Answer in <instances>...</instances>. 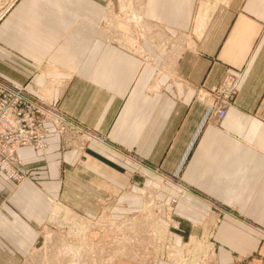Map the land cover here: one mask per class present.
Returning a JSON list of instances; mask_svg holds the SVG:
<instances>
[{
  "label": "crops",
  "instance_id": "0c3cea01",
  "mask_svg": "<svg viewBox=\"0 0 264 264\" xmlns=\"http://www.w3.org/2000/svg\"><path fill=\"white\" fill-rule=\"evenodd\" d=\"M144 7L135 49L110 39L99 0H22L0 19V78L99 138L18 147L29 178L0 172V264L31 259L56 203L94 217L107 201L118 219L145 193L174 240L211 239L218 264L264 261V0ZM227 73L239 74L233 103L206 120L196 92Z\"/></svg>",
  "mask_w": 264,
  "mask_h": 264
},
{
  "label": "built area",
  "instance_id": "2783aa9c",
  "mask_svg": "<svg viewBox=\"0 0 264 264\" xmlns=\"http://www.w3.org/2000/svg\"><path fill=\"white\" fill-rule=\"evenodd\" d=\"M238 83V73H227L215 88L197 90L195 99L204 103L206 120L219 121L224 117L233 103ZM47 123L53 124L58 134L64 129L70 131L71 137L82 143L90 138L99 139L92 131L28 94L25 86L0 79L3 175L15 182L28 179L17 149L22 145L37 150L46 147L51 134ZM144 197L142 209L118 219L110 216L107 201L101 203L100 213L94 217L73 209H52L40 230V246L45 247L41 264H218L211 241L196 236L174 240V227L160 222V207L148 193ZM175 202L172 198L170 204Z\"/></svg>",
  "mask_w": 264,
  "mask_h": 264
},
{
  "label": "rangeland",
  "instance_id": "374dc122",
  "mask_svg": "<svg viewBox=\"0 0 264 264\" xmlns=\"http://www.w3.org/2000/svg\"><path fill=\"white\" fill-rule=\"evenodd\" d=\"M21 1L22 0H0V19L2 17L5 18V16L7 14L10 15L16 8H19V6L21 5ZM99 1H101L103 3V6L105 8L104 14H103V17L101 20V26L107 30L110 39L114 42L126 45L132 49L137 48L140 44L139 43L140 42L139 37H142L145 33V31H144L145 26H143V24H142L143 23V15H142L143 11L142 10L145 8L144 7V0H99ZM25 10H27V9H23L21 7L20 17L22 16V14ZM32 12L36 13V11H32ZM5 13H7V14L5 15ZM16 22H18V21H16ZM140 28L143 29V32L140 30ZM180 41H181V43H179ZM177 44H178L177 46L179 48H182L185 45H189V41L179 40L177 42ZM1 80H3V79H1ZM4 81H6V80H4ZM7 82H9V81H7ZM10 83L25 86V89L27 86L26 84H20V83H15V82H10ZM26 92H27V90H26ZM44 96H46V95L44 94ZM44 96L42 99L36 98L34 96L33 97L36 98L38 101H41V102L45 103L46 105H49L51 108L56 110L59 114L67 117L70 120H73L74 122H76L77 124H79L80 126L85 128L83 125H81L76 120H74L71 117L60 112L53 103L44 99ZM47 124L51 130L50 135L55 134L59 137L61 149L77 148L76 146H79L80 144L83 145L86 142V141H84L82 143V141L80 142L79 139L75 140L73 137H71L70 131H67L66 129L62 130V132L60 134H58V133H56V131H54V128L52 126L53 124H51V123H47ZM90 140L96 141V139H92V138H90ZM47 142H48V139H47ZM79 148L84 149V145L79 146ZM35 150H37V149H35ZM38 150H42V149H38ZM27 174H28V172H27ZM163 175L166 176L165 174H163ZM28 178H29V175H28ZM55 209H57V210L65 209L67 211L70 210L69 207H66L60 203L55 204L53 210H55ZM41 241L42 240L40 237L39 244L35 248V250L33 252L34 253L33 256L31 257V259L29 261H25L23 264H41V262L43 260L42 252H43V250H45V247L40 246ZM206 241H211L215 246V243L211 239H206ZM215 252H216V248H215ZM254 264H264V261H262V260H259V262L255 261Z\"/></svg>",
  "mask_w": 264,
  "mask_h": 264
},
{
  "label": "bare ground",
  "instance_id": "6f19581e",
  "mask_svg": "<svg viewBox=\"0 0 264 264\" xmlns=\"http://www.w3.org/2000/svg\"><path fill=\"white\" fill-rule=\"evenodd\" d=\"M88 137V136H87ZM92 139H96V140H99V139H97V138H92ZM160 175V177H162L163 178V175H161V174H159ZM164 179H166L165 177H164ZM168 179V178H167ZM180 188H182L181 186H179ZM143 206H144V204H143ZM143 206H142V208H143ZM141 208V209H142Z\"/></svg>",
  "mask_w": 264,
  "mask_h": 264
}]
</instances>
